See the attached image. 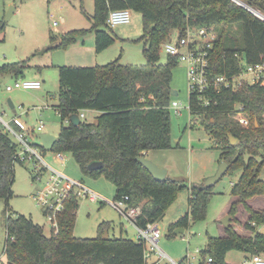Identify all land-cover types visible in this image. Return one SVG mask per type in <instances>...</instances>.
<instances>
[{"label":"trees","instance_id":"16d2710c","mask_svg":"<svg viewBox=\"0 0 264 264\" xmlns=\"http://www.w3.org/2000/svg\"><path fill=\"white\" fill-rule=\"evenodd\" d=\"M239 1L264 16V0ZM114 10H128L142 17L143 34L135 42L142 43L146 64L121 66L116 60L98 67H59L56 113L62 126L51 152L69 154L82 176L93 180L105 177L114 187L113 201L128 197V206L140 207L134 222L140 229L161 221L177 194L189 192L188 213L169 227L168 236L173 238L175 229L186 231L191 224L205 220L214 189L204 187V181L187 186L167 177L158 182L138 160L146 153L172 148L169 84L178 62L167 57L166 63L160 65V47L175 32L182 36L188 26L213 27L217 38L210 53L209 72L212 76L232 77L245 66L264 61V22L231 0H94L91 28L64 33L58 45L45 51L63 50L86 34L95 35L97 54L107 50L117 40L107 25V15ZM50 41H55L53 36ZM24 69L25 63H12L1 66L0 74L19 78ZM207 97L212 103L204 108L195 95L189 94V115L204 120V131L220 152L219 163L228 164L225 176L241 172L231 187L236 202L231 204L229 216L235 222L239 205L245 206L248 221L244 227L254 233L253 237L242 238L229 226L224 238L207 240L201 258H211V264H226L229 251L264 254V235L255 233V228L264 224V210L256 212L245 204L248 199L264 196V87L243 85L238 91L223 89ZM236 106L243 107L248 128L234 120ZM82 110L98 113L96 122L70 123V117ZM0 126V199L6 201L5 264L146 263L145 244L123 237L108 236L103 240L109 229L107 223L99 227L95 239L75 238V193L67 197L62 212L56 216V236L47 237L43 227L31 218L12 216L9 201L13 197L14 168L21 163L13 160L17 144ZM230 139L235 140L234 145ZM95 162L102 163L101 169L90 170L89 165Z\"/></svg>","mask_w":264,"mask_h":264},{"label":"rangeland","instance_id":"374dc122","mask_svg":"<svg viewBox=\"0 0 264 264\" xmlns=\"http://www.w3.org/2000/svg\"><path fill=\"white\" fill-rule=\"evenodd\" d=\"M10 11L12 13L8 21L4 23ZM93 13L94 0H0V27L4 26L3 30H0V67L23 62L26 65V69L23 70L25 77L23 79L0 75L3 81L0 83V116L5 123H10L14 115H21L20 121L28 129L35 128L41 123L44 125L42 134L58 135L62 124L54 111V106L57 104L54 97L58 90L55 66L98 67L116 60L121 66H145L142 43L135 42L143 34L142 17L135 12L130 15L129 25L118 26L112 30L117 40L112 47L101 53L97 54L94 50L95 35L93 34L80 36L76 45L71 44L63 50L45 51L49 47L58 45L64 33L90 29ZM51 36L56 38L53 43L50 41ZM166 61L167 55L160 47L159 64L164 65ZM15 80H38L43 83L42 91L14 90L8 93L5 88L11 87ZM169 85L174 92L171 102H177L181 106L180 115H176L172 109L169 110L172 148L168 151L150 152L147 160L165 169L170 179L181 181L187 186L200 184L199 180L210 167L218 169L219 154L212 138L204 131L202 126L204 120L192 118L189 115L187 71L184 66L180 64L176 66ZM47 92L50 98L46 105L50 108L40 113L34 107L43 106V99ZM8 101L15 108L14 111L8 108ZM19 107L22 110H18ZM84 120L95 123L96 116L88 112ZM63 124L66 125V123ZM62 156L65 159V165L55 162L51 152L45 153L44 159L48 165L50 164L65 176L81 182L94 193L108 201L114 200V187L105 177L93 180L82 176L73 158L69 154ZM35 173L37 171L32 164H16L9 213L12 216L19 214L31 218L35 224L43 227L44 233L49 237L50 226L44 216L43 208L38 206L32 198V194L43 187L47 177L43 175L41 182L33 181L32 177ZM239 173L237 171L233 176L226 175L213 187L214 191L220 192L221 195L216 194L211 197L204 221L191 224V227L183 234L171 238L167 231V226L174 216L171 207L184 192L177 194L164 219L156 223L161 233L159 248L167 257L161 264H172L171 261L181 262L185 257H192L195 250L204 248L209 236L218 238L219 217L228 207L230 183L235 181ZM261 177L264 179V172ZM5 207L6 201L0 199V264L6 262ZM77 211L74 226L75 238H97L99 227L104 223L109 225L106 232L111 239L123 237L134 240L137 235L135 228L104 202L79 199ZM233 253L241 255L238 252Z\"/></svg>","mask_w":264,"mask_h":264},{"label":"built area","instance_id":"2783aa9c","mask_svg":"<svg viewBox=\"0 0 264 264\" xmlns=\"http://www.w3.org/2000/svg\"><path fill=\"white\" fill-rule=\"evenodd\" d=\"M131 12L128 10H114L108 13L107 25L110 29L117 26L128 25L131 22ZM56 25V23H54ZM185 33L180 36L178 32L164 43L161 48L167 57L177 60L178 64L184 66L187 71V85L189 94L196 96L202 107L209 106L212 101L208 99V93H220L223 89L238 91L243 85L264 87V61L253 65H247L238 75L227 77L225 75L212 76L209 72L210 53L217 38L216 31L207 26H188ZM41 83L37 81L17 80L6 87L5 90L11 93L14 90L32 91L40 90ZM174 110L176 115H180L181 106L177 102H171L169 110ZM189 109V107H188ZM19 110H22L19 107ZM41 111V109H40ZM233 118L242 128H248L249 121L243 113L242 106H236ZM87 110H82L77 116L80 121L86 118ZM57 114V113H56ZM0 124L3 125V132L17 144V152L13 156L15 163L32 164L35 171L33 181L41 182L42 176L47 180L41 189H37L32 198L34 202L43 208L45 218L50 226V236H56L59 232L56 216L61 213L63 204L71 193H75L77 199H88L91 202L101 201L115 210L129 223L134 225L135 220L141 213L140 207L133 208L127 205L128 197L120 201H108L97 193H94L81 182H77L65 176L62 172L48 165L44 159V154L51 151H44L39 144L30 141V137L42 134L44 125L39 123L35 128L28 129L19 117H13L10 123H5L0 116ZM44 151V152H42ZM52 153V152H51ZM53 159L60 165H65L63 154L52 153ZM138 229V237L135 242L145 244L144 261L145 264H161L167 259L166 255L159 248L157 241L161 238V233L157 226L147 225L146 229ZM200 250H195L192 257H185L181 262L172 264H211L210 258L202 259ZM153 257L154 262L149 261ZM249 264H264V254H254L250 256Z\"/></svg>","mask_w":264,"mask_h":264},{"label":"crops","instance_id":"0c3cea01","mask_svg":"<svg viewBox=\"0 0 264 264\" xmlns=\"http://www.w3.org/2000/svg\"><path fill=\"white\" fill-rule=\"evenodd\" d=\"M130 24V23H129ZM128 24V25H129ZM122 26H126V25H122ZM118 27V26H117ZM115 29V28H114ZM113 30V29H112ZM54 39H55V41H56V38L54 37ZM95 43V42H94ZM76 45V44H75ZM23 63H25V62H23ZM63 64H65V63H63ZM62 64V65H63ZM7 65H10V64H7ZM64 66V65H63ZM63 66H55L56 67V71H57V69L59 68V67H63ZM67 66V65H66ZM1 75V77H3V76H5V75H2V74H0ZM57 75H58V71H57ZM8 76H12V77H14L15 79H18L17 77H15L14 75H8ZM19 78H21V79H23V78H25L24 77V74L22 75V76H20ZM15 81H17V80H15ZM14 81V82H15ZM32 81H37V82H40V81H38V80H32ZM3 81H2V79L0 78V83H2ZM41 83V88H40V90H32V91H35V92H40V91H42V82H40ZM57 89H58V87H57ZM58 91H59V89L57 90V93H58ZM49 92H47V94H45V97H44V103H43V106L40 108V107H38V108H36V107H34L36 110H38L40 113L41 112H44V111H47L50 107L49 106H47L46 105V103H47V100H49V98H50V96H49V94H48ZM56 93V94H57ZM55 99H56V96L54 97ZM8 108H10V110H15V108L13 107V105L8 101ZM56 108H57V104H56V106H54V111L56 112ZM40 109H41V111H40ZM18 110H19V108H18ZM88 112H91V111H88ZM87 112V113H88ZM92 113H94L95 114V116L97 117L98 116V113H96V112H92ZM26 114V113H25ZM14 117H21V115L20 116H15L14 115ZM263 117H264V115H263ZM39 134H36L35 136H33V137H30V141L31 142H33L34 144H39V142H38V139H37V136H38ZM57 137V136H56ZM215 148H216V150L218 151V154L220 153L219 152V150L217 149V146H215ZM148 155H149V153H146V154H144V156H145V158L147 159L148 158ZM219 158H220V154H219ZM220 163H219V159H218V161H217V165H219ZM167 172V171H166ZM217 171H216V167L214 168V167H210V169H208V171L207 172H205V174L202 176V178H201V180H199L200 182H198V183H202L203 181H205V179H207V177H211V176H213L215 173H216ZM264 172V171H263ZM263 174V173H262ZM240 175H241V172L239 173V175L236 177V179H235V181L234 182H231L230 183V190H229V197H230V199H229V202H228V204H227V209H226V211L224 212V213H222L221 215H220V222H219V224H220V226H219V230H218V238H224L225 237V231H226V229L230 226V227H232L233 228V230L237 233V235H239L240 237H242V238H244V237H253L254 236V233L253 232H251V231H249V230H247V229H245V227H244V225L246 224V222L248 221V213L246 212V209H245V206H241V205H239V207H238V212H237V214L235 215V217H234V219H235V222L233 221V219L229 216V210H230V207H231V204H233V203H235L236 202V198L235 197H233L232 195H231V190H232V186H233V184H235L237 181H238V179H239V177H240ZM167 177H168V174H167ZM262 178V177H261ZM264 180V179H263ZM214 192V195H221V193L220 192H215V191H213ZM188 202H189V192H187V191H184V193L183 194H181V196L179 197V200L175 203V204H173L174 206L173 207H171V208H173V213H174V216H173V220H172V222L170 223V224H168V226H167V231L169 230V227L171 226V225H173V223H175V222H177L178 220H180L183 216H185L187 213H188V211H189V207H188ZM245 204L248 206V207H250L252 210H254V211H256V212H261L262 210H264V196H260V197H253V198H251V199H248L246 202H245ZM171 208H170V210H171ZM168 211V210H167ZM167 213V212H166ZM166 213H165V215H166ZM165 215H164V217H165ZM164 217H163V219H164ZM226 217H228V222H227V226H225L224 224H222V222L225 220V218ZM162 219V220H163ZM132 227H134L135 228V230H136V233H137V235H136V237H135V239L134 240H132V241H136V239H137V237H138V229H137V227L136 226H134L133 224H131V223H129ZM155 226H157V224H155ZM157 228H158V226H157ZM185 232V231H184ZM183 232V233H184ZM124 233H126V232H124ZM255 233H258V234H263L264 235V224H261V226H259V227H256L255 228ZM46 235V234H45ZM209 238H214V237H210L209 236ZM209 238H207V240L209 239ZM129 239V238H128ZM160 240V239H159ZM159 240L157 241V243L159 242ZM207 240H206V242H207ZM208 243V242H207ZM207 243L205 244V246H204V248L202 249V250H204L205 249V247H206V245H207ZM158 245H159V243H158ZM202 250H200V251H202ZM233 252H236V251H229V252H227V254H226V256H225V261H226V264H249V260H250V256L251 255H248V254H242V253H240V252H238V253H240L241 255H235ZM149 261H151V262H154V259H153V257L149 260Z\"/></svg>","mask_w":264,"mask_h":264},{"label":"water","instance_id":"95a60500","mask_svg":"<svg viewBox=\"0 0 264 264\" xmlns=\"http://www.w3.org/2000/svg\"><path fill=\"white\" fill-rule=\"evenodd\" d=\"M233 3H235L236 5L238 4L239 6H241L242 8H244L246 11L250 12L252 15L256 16L257 18H259L260 20H262L264 22V16L261 15L260 13L253 11L252 9L248 8L247 6H245L242 2H240L239 0H231ZM12 11L9 12V14L6 16V21L4 23H6L8 21L9 16L11 15ZM172 95H174V92H172ZM69 122L72 123L73 125H78L80 124V120L78 119L77 115L71 116L69 119ZM56 136H53L51 134H39L37 136L38 142L40 143L42 149L46 152L51 151L55 142H56ZM231 140V144L234 145L235 144V140L234 139H230ZM139 162L141 163L142 167L148 172L150 173V175L152 176L153 179H155L158 182H163L166 178H167V172L165 169L163 168H159L157 167L155 164H153L152 162H150L149 160H147L144 157H139L138 158ZM102 167V163H91L89 165V169L90 170H99ZM228 170V164L224 161L221 162L218 169L216 170L217 172L211 176L208 177L207 180L204 181V187H209L212 188L214 187L216 184H218L222 178L225 176V173ZM228 222V217L225 218V220L222 222V224H224L225 226H227ZM184 230L181 228L175 229L173 235H179V234H183ZM108 238V234L107 232L104 233L103 236V240Z\"/></svg>","mask_w":264,"mask_h":264}]
</instances>
